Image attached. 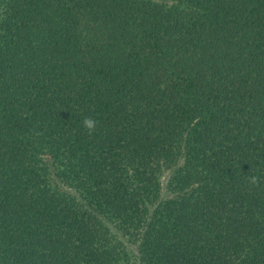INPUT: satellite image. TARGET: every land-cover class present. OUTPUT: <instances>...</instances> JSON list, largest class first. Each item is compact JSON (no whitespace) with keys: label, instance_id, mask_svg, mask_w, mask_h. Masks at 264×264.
Masks as SVG:
<instances>
[{"label":"trees","instance_id":"obj_1","mask_svg":"<svg viewBox=\"0 0 264 264\" xmlns=\"http://www.w3.org/2000/svg\"><path fill=\"white\" fill-rule=\"evenodd\" d=\"M0 264H264V0H0Z\"/></svg>","mask_w":264,"mask_h":264},{"label":"clouds","instance_id":"obj_2","mask_svg":"<svg viewBox=\"0 0 264 264\" xmlns=\"http://www.w3.org/2000/svg\"><path fill=\"white\" fill-rule=\"evenodd\" d=\"M83 127L87 130L88 134L91 135L96 131L97 121L91 117H85L83 120ZM246 179L253 186L259 184V178L255 175L247 176Z\"/></svg>","mask_w":264,"mask_h":264}]
</instances>
